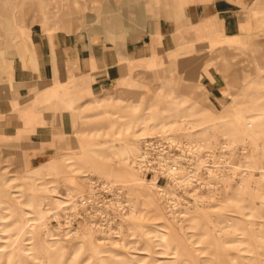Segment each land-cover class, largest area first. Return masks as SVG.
<instances>
[{
	"label": "rangeland",
	"instance_id": "obj_1",
	"mask_svg": "<svg viewBox=\"0 0 264 264\" xmlns=\"http://www.w3.org/2000/svg\"><path fill=\"white\" fill-rule=\"evenodd\" d=\"M83 1L82 15L63 27L37 20L43 6L21 7L18 21L21 0H0V72L3 62L31 58L34 33L119 43L163 26L178 45L185 31L184 46H198L186 13L201 0ZM252 2L254 56L207 48L204 65L239 81L220 106L200 72H187L195 51L161 66L152 90L79 103L73 132L56 136L47 161L0 153V264H264V0ZM129 146L135 161L125 163ZM170 158L181 169L174 178Z\"/></svg>",
	"mask_w": 264,
	"mask_h": 264
},
{
	"label": "crops",
	"instance_id": "obj_2",
	"mask_svg": "<svg viewBox=\"0 0 264 264\" xmlns=\"http://www.w3.org/2000/svg\"><path fill=\"white\" fill-rule=\"evenodd\" d=\"M252 5V0L190 3L186 15L198 41L195 48L184 46L190 39L185 31L180 46L174 31L163 26L153 32L140 31L119 43L97 41L84 32L34 33L31 58L3 62L7 71L0 72V153L26 151L31 164L47 161L55 151L56 136L73 132L79 103L104 93L152 90L160 85L161 66L195 51L199 53L189 58L192 66L187 72H200L198 78L209 99L220 106L230 99L231 87L239 81H224L215 68L204 65L207 48L233 45L254 56L259 27ZM155 33H160V42Z\"/></svg>",
	"mask_w": 264,
	"mask_h": 264
},
{
	"label": "bare ground",
	"instance_id": "obj_3",
	"mask_svg": "<svg viewBox=\"0 0 264 264\" xmlns=\"http://www.w3.org/2000/svg\"><path fill=\"white\" fill-rule=\"evenodd\" d=\"M161 1V0H159ZM188 2H191L193 0H187ZM182 2V1H180ZM221 2V1H220ZM175 4V3H174ZM43 6L44 8V12L42 15H40L39 17H36L38 21H43V20H53L56 23H61V25L63 27L66 26H70L68 25V23L74 19H77L79 16L82 15V13L84 12V10L87 7V1H83V0H42V1H36V0H21V3L18 4V7H20L17 11V15H16V19L18 21H25L26 17L23 13V11L21 10V7L26 8L27 12H30L31 10H35V9H40ZM183 6V5H182ZM185 7V5H184ZM219 7V5H218ZM222 8H224L222 6ZM142 9V8H141ZM148 10V9H147ZM175 10V8H174ZM176 13V11H175ZM179 13V12H178ZM140 14V12H139ZM180 14V13H179ZM172 16V14H170ZM142 17V16H141ZM142 19V18H141ZM145 20V19H144ZM187 21V20H186ZM190 21V20H189ZM114 22V21H113ZM73 23V22H71ZM119 23V22H118ZM192 23V22H191ZM3 24V23H2ZM85 24V23H84ZM4 25V24H3ZM78 25V24H77ZM82 25V24H81ZM122 25V24H121ZM157 25V24H156ZM83 26V25H82ZM19 27V26H17ZM20 27H23L22 25ZM80 27V23L79 26ZM31 28V27H30ZM109 28V26L107 27ZM24 29V28H23ZM20 31V30H19ZM110 31V30H109ZM22 32V30H21ZM26 34V33H25ZM17 36V35H16ZM159 36V35H158ZM193 36V35H192ZM23 37V36H22ZM188 37V36H187ZM31 38V37H30ZM194 38V37H193ZM20 40V39H19ZM23 40V39H22ZM29 41V40H28ZM30 44L32 45V39L30 40ZM159 41V40H157ZM193 41V40H192ZM160 42V41H159ZM192 47V46H191ZM4 49L2 47H0V53H3ZM6 53V52H5ZM23 61L25 62V57L23 58ZM25 84V83H24ZM34 84V82H33ZM28 87V86H27ZM6 88V87H5ZM1 89V88H0ZM7 89V88H6ZM5 89V90H6ZM18 92V91H17ZM38 92H40L38 90ZM13 94V93H12ZM209 96V95H208ZM10 97V96H9ZM21 97V96H19ZM8 98V97H7ZM15 99V98H14ZM7 114V113H6ZM250 124V123H249ZM252 126V124H251ZM171 141V139H170ZM191 144V143H190ZM126 154L124 155V159L123 161H125V163H127L128 161H131L133 159V161H135V156L132 154L133 151V147L129 146V147H125L123 148V150ZM143 157V156H142ZM212 171V170H211ZM196 180V179H195ZM206 181V180H205ZM208 184V183H207ZM206 184V185H207ZM199 188V187H198ZM203 188V187H202ZM160 189V188H159ZM162 190H164V188H161ZM41 190V189H40ZM142 191V189H141ZM144 191V190H143ZM140 192V190H139ZM146 192V191H145ZM144 193V192H143ZM169 195V193H168ZM146 197L150 196V194L145 195ZM184 197V196H183ZM142 198V197H141ZM146 199V198H144ZM171 200V199H170ZM173 200V199H172ZM175 201V200H174ZM182 203V202H181ZM172 207V206H171ZM177 207V206H176ZM177 209V208H176ZM183 211V210H182ZM184 213V212H182ZM181 214V213H180ZM160 229L162 231H166L163 229V227H160ZM212 229V228H211ZM218 232V231H217ZM214 235V234H213ZM220 237V236H219ZM216 239V238H215ZM214 239V240H215ZM221 240V239H219ZM217 244V243H216ZM144 253V252H142ZM226 254V253H225ZM240 254V253H239ZM225 256V255H224ZM240 256V255H239ZM160 257H165V256H160ZM196 258V257H195ZM199 258V257H198ZM242 258V257H241ZM194 260V259H193ZM164 262V261H163ZM160 264H162V262H160ZM233 264V263H232ZM240 264V263H239Z\"/></svg>",
	"mask_w": 264,
	"mask_h": 264
},
{
	"label": "built area",
	"instance_id": "obj_4",
	"mask_svg": "<svg viewBox=\"0 0 264 264\" xmlns=\"http://www.w3.org/2000/svg\"><path fill=\"white\" fill-rule=\"evenodd\" d=\"M160 155L162 154L161 152H159ZM144 156L141 157V161L144 162ZM176 160L170 158L169 160V164H168V168H167V174L170 176V178H174V175H178V173L181 171V169L178 167L179 165L175 163ZM88 203L87 199H83L82 200V204L86 205Z\"/></svg>",
	"mask_w": 264,
	"mask_h": 264
}]
</instances>
